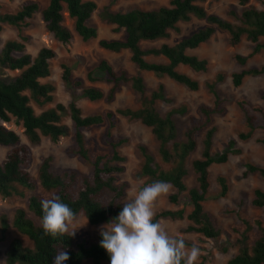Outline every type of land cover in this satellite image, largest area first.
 <instances>
[{
  "label": "trees",
  "instance_id": "1",
  "mask_svg": "<svg viewBox=\"0 0 264 264\" xmlns=\"http://www.w3.org/2000/svg\"><path fill=\"white\" fill-rule=\"evenodd\" d=\"M205 1L207 0H169L167 5L151 10L134 6L127 11H115L104 7L98 13L101 20L116 25L115 31L124 30L125 38L100 39L99 45L112 52L129 50L131 61L140 71L152 72L158 77L167 76L190 90H198L199 80L180 71L179 66L186 65L197 73L208 71L209 61L188 53V50L198 48L217 30L228 32L232 44L240 43L244 36L253 43L249 54L235 55L238 65L244 66L254 55L264 54V42L261 40L264 38V9L249 6L240 14L231 10L230 14L237 21L234 23L220 15L209 13L202 4ZM250 1L239 0V3L247 5ZM261 1L264 4V0ZM97 7L94 0H48L43 8L38 2L31 1L16 12L0 11V32L5 24L21 28L40 11L47 29L58 41L67 43L73 38V31L65 24L67 13L73 20V28L77 35L82 40L89 41L98 36L97 27L90 23ZM193 17L205 20L206 25L173 45L163 43L159 47L143 48L144 41L169 37L171 31H180L178 25L180 22L190 21ZM25 41H27L25 36L22 40H8L0 49V144L10 146L5 160L0 163V194L3 197L14 195L24 197L26 191L32 193L27 200V208H17L11 223L6 215L1 217L0 242L6 240L7 232L12 227L20 235L26 236L31 243L26 244L19 237L13 238L4 254L0 251V260L5 257L2 264H53L55 255L61 248L67 251L70 257L64 264L85 262L110 264L107 251L100 247L99 242L102 239L100 234L97 241L91 243L85 239L78 241L75 237L63 236L54 239L43 234L41 201L44 198L35 192L37 181L29 171L32 148L29 144L21 142L17 131L5 125L13 121L23 127L24 134L31 144H38L43 137L57 141L67 136L70 128L63 122V118L70 116L73 144L69 148V153L90 164L91 172L80 174L77 169L54 172L53 158L47 156L39 166L38 180L46 191L58 195L76 214L84 212L91 225L107 224L118 215L126 202L129 182L119 181L118 175L126 169L127 158L121 152V146L127 139L114 140L108 131L106 140L109 150L92 156L84 130L104 123H108L110 128L115 127L119 117L141 121L151 128L159 141V149L157 157L145 145L139 146L143 158L139 174L148 177L147 184L154 181L168 182L175 190L168 197L171 203L178 204L180 195L187 192L192 205L189 213H186L184 208L160 210L155 214V219L160 221L187 218L190 221L186 228L187 232H195L211 239L219 238L222 230L203 204L211 185L210 167L213 164L225 163L231 155L242 152L237 146V139L231 138L224 152L219 155L212 153L217 131L213 117L225 110L217 86L224 80L225 74L218 72L214 79L206 81L205 85L214 96V102L212 105L203 104L198 108L199 120L189 117L184 139L180 140L174 115H186L188 106L181 104L161 114L156 102L169 100L165 85L160 83L149 93L146 81L140 73L131 75L125 69L116 71L106 59H101L97 66L103 78L95 77L93 71L88 72L87 78L90 81L104 79L110 85L108 91L96 86H86L82 79L74 77L71 67L67 64H63L64 83L72 89H80L82 96L90 101L105 99L111 102L121 90L122 84L130 82L140 95V105L137 108L120 107L104 113L84 115L81 107L72 99L67 105L56 103L55 106L36 113L33 104L44 107L55 102V85L51 81L41 80L51 76V60L56 57V51L50 47H43L33 57L25 52ZM148 55L163 56L167 62L149 61ZM16 71L18 73L15 75L9 74ZM260 75H264V65L243 68L232 74V82L238 87L245 77ZM238 105L245 115L248 128L247 131L238 133V139L247 140L256 129H264V109L260 106L252 107L244 100H239ZM251 110L257 114H252ZM203 130H206V133L202 155L191 161V155L198 145L197 135ZM259 142L264 144V138L259 139ZM190 166L196 175V185L191 188L186 184ZM249 173H258L264 178V166L247 162L245 175ZM218 182L221 186L219 196L225 197L229 191L228 180L221 175ZM252 204L264 209V189L254 190ZM29 212L34 217H31ZM244 223L246 228L238 241V253L229 259L228 264H264V224L259 219L255 220L260 234L251 242L252 224L248 220H244ZM184 241L188 246L192 245V242L186 239ZM197 264H205V260Z\"/></svg>",
  "mask_w": 264,
  "mask_h": 264
},
{
  "label": "rangeland",
  "instance_id": "2",
  "mask_svg": "<svg viewBox=\"0 0 264 264\" xmlns=\"http://www.w3.org/2000/svg\"><path fill=\"white\" fill-rule=\"evenodd\" d=\"M31 1L38 2L41 8L45 7L48 2V0H0V11L16 12L24 4ZM94 1L98 7L90 23L98 29L97 38L89 41L82 40L73 28V20L66 13L65 24L73 31V38L67 43L58 41L47 29L41 12L38 11L21 28L5 24L3 30L0 32V49L8 40H22V37L25 36L27 37V41H25V52L31 54L33 57L43 47H50L56 51V57L51 60V76L41 80L42 82L51 81L55 85V102L44 107L33 104L36 113L53 107L56 103L67 105L72 99L81 107L84 115L104 113L107 110H115L120 107L137 108L140 105V95L133 89L130 82L122 84L121 90L111 102H107L105 99L96 101L88 100L82 96L80 89H72L64 83L62 77L63 64L69 65L74 77L82 79L86 86L100 87L105 91H108L110 85L104 79L90 81L87 78L89 71H93L95 77L103 78L102 72L97 68L101 59L108 60L116 71L125 69L131 75L140 73L146 81L149 93L156 89L160 83H163L166 87L169 100H159L156 102V106L161 114H165L173 107L180 106L181 104H186L189 108L186 115H174V119L178 125L180 140L184 139V130L188 125L189 117H194L199 120L198 108L203 104L212 105L214 102V96L205 85L206 81L214 79L218 72H223L225 78L218 84L217 89L223 99L225 110L222 114L213 117V123L216 125L217 131L214 136L212 153L219 155L224 152L231 138L237 139V146L242 149V152L237 155H231L225 163L213 164L210 167L211 185L207 199L203 204L216 225L221 228L222 233L219 238L211 239L195 232H187L186 228L190 223L187 218L178 220L161 219L159 222L167 229L170 235L174 237L181 236L199 247L200 257L198 262L205 260V264H228L229 259L238 253V241L246 228L244 220H248L252 224V230L250 232L251 242L260 234L255 220L259 219L264 224V209L252 204L254 190L256 188L264 189V178L258 173L245 175L247 162L264 166V144L259 142V139L264 138V129H256L252 137L247 140L238 139L239 132L248 130L245 115L239 107L238 101L244 100L250 103L252 107L260 106L264 109V75L247 76L238 87L234 86L232 82V74L234 72L240 71L243 68L263 66L264 54L259 53L254 55L244 66L238 65L235 60V55L249 54L252 51L253 43L244 36L240 43L232 44L229 33L219 29L208 41L202 43L198 48L188 50V53L196 54L209 61L208 71L197 73L186 65L179 66L180 71L191 75L200 82V88L198 90H190L167 76L158 77L152 72L140 71L131 61V53L129 50L112 52L99 45L100 39L122 40L125 38L124 30L115 31L116 25L101 20L98 13L104 7H109L115 11H127L134 6L151 10L167 5L169 0ZM202 4L209 13L220 15L234 23H237V21L230 14L231 10H235L240 14L243 9L249 6L264 9V4L261 0H251L247 5H241L239 0H207ZM178 25L180 27L179 32L171 31L169 37L154 41H144L142 43L143 48L159 47L163 43L173 45L183 37L205 26L206 21L193 17L190 21L180 22ZM261 40L264 42V38ZM147 59L154 62H167V59L163 56L156 57L148 55ZM17 73L18 71L9 72L12 75ZM251 113L257 114L253 110H251ZM63 122L70 128V133L67 136L61 137L57 141L43 137L38 144L30 143L21 125L16 124L14 121L12 123H5L7 127L19 133L22 143L31 146L32 161L29 171L37 181L35 192L44 199L51 198L54 195V192L46 191L38 180L39 166L45 157L52 156V169L57 173L68 169H77L80 174H89L91 172L90 164L80 159L77 155L69 153V148L73 144V129L70 116H65ZM108 131H110L114 140H118L119 138L127 139V142L121 146V152L127 158L126 169L118 175L119 181L129 182V188L127 189V196L125 198L127 202L136 194L139 188L147 185L148 177L139 174L143 162L139 146L145 145L150 152L158 157L159 141L152 133L151 128L144 125L141 121L119 117L115 127L110 128L108 123H104L84 130L86 143L90 148L92 156L105 153L109 150V144L106 140V133ZM205 133L206 130H203L197 135L198 145L191 155V161L201 157L204 148L203 140ZM9 149L10 146L0 144V163L5 160ZM221 175L227 178L229 184V191L225 197L219 196L221 186L218 182V177ZM186 184L189 188L196 185V175L191 169V166L190 173L186 178ZM173 192L175 190L171 187V191L167 196L159 198L155 208V214L163 209L184 208L186 213L192 210L187 192L180 195L178 204L171 203L168 199L169 195ZM31 193V191H26L24 197L18 195L3 197L0 194V219L3 215H6L8 221L11 223L17 208H27V200ZM29 214L31 217H34L32 213L29 212ZM77 215L81 222L87 219L84 212H80ZM101 225H91L88 221L85 227L77 230L74 237L78 241L85 239L89 243L97 241ZM16 237L21 238L26 244L31 243L26 236L20 235L11 227L7 232L6 240L0 242V251L3 254L10 241ZM4 262L5 257L3 256L0 264ZM84 264L91 263L85 262Z\"/></svg>",
  "mask_w": 264,
  "mask_h": 264
},
{
  "label": "clouds",
  "instance_id": "3",
  "mask_svg": "<svg viewBox=\"0 0 264 264\" xmlns=\"http://www.w3.org/2000/svg\"><path fill=\"white\" fill-rule=\"evenodd\" d=\"M171 187L166 181H154L139 188L116 217L100 226V247L107 251L110 264H197L199 247L192 244L189 248L183 238L170 235L155 219L157 202L170 193ZM41 205L45 236L74 237L88 223V218L81 222L58 195L42 200ZM69 258L61 248L53 264H64Z\"/></svg>",
  "mask_w": 264,
  "mask_h": 264
}]
</instances>
